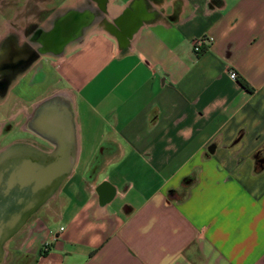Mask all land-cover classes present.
I'll use <instances>...</instances> for the list:
<instances>
[{
  "label": "crops",
  "instance_id": "0c3cea01",
  "mask_svg": "<svg viewBox=\"0 0 264 264\" xmlns=\"http://www.w3.org/2000/svg\"><path fill=\"white\" fill-rule=\"evenodd\" d=\"M31 2L0 0V151L57 95L77 159L0 264H264V0H60L50 13L36 0L22 17ZM38 12L44 42L59 19L80 31L6 80ZM201 36L212 42L195 52Z\"/></svg>",
  "mask_w": 264,
  "mask_h": 264
},
{
  "label": "water",
  "instance_id": "95a60500",
  "mask_svg": "<svg viewBox=\"0 0 264 264\" xmlns=\"http://www.w3.org/2000/svg\"><path fill=\"white\" fill-rule=\"evenodd\" d=\"M49 141V152L25 142L0 151V263L6 243L56 194L75 166L73 109L57 95L49 98Z\"/></svg>",
  "mask_w": 264,
  "mask_h": 264
},
{
  "label": "flooded vegetation",
  "instance_id": "af4514ba",
  "mask_svg": "<svg viewBox=\"0 0 264 264\" xmlns=\"http://www.w3.org/2000/svg\"><path fill=\"white\" fill-rule=\"evenodd\" d=\"M40 15V14H39ZM45 17H42V15L39 16V21L28 23L26 26L22 28V32L24 34L25 39H23L22 45H21V54L22 57L16 61L13 65L7 63L6 69H5V76L4 78L8 80L13 75H16L15 73L18 71H25L33 64V60L38 55L39 51L48 48L49 46H58L62 41H64L69 35L67 32L70 30V32L73 31H80L81 23L79 20H71L64 23L61 19L57 20V26L53 27L51 30H48V34L46 36L47 42H44L45 37L42 34L44 31L42 28H39L36 31V28L39 26L40 20L44 19ZM79 21V22H77ZM72 26V27H71ZM33 32L36 33V35H33ZM32 33V34H31ZM66 33V34H65ZM73 36V35H72ZM49 38H54V40L49 41ZM35 40L39 41V45L34 47L32 44L35 42ZM46 110L43 113L42 107L39 105L37 107H31L29 109V113H24V121L27 122L30 125V130H24L20 128V136L16 142H25L33 145L34 147H37L43 151L49 152L53 149V144L51 141H49V99L47 100ZM46 128V131L45 129ZM26 134V135H25ZM25 135V136H24ZM27 135L32 136L33 138L30 139L27 137ZM54 197V196H53ZM52 197V198H53ZM50 198L42 207H44L49 201L52 200ZM41 207V208H42Z\"/></svg>",
  "mask_w": 264,
  "mask_h": 264
},
{
  "label": "rangeland",
  "instance_id": "374dc122",
  "mask_svg": "<svg viewBox=\"0 0 264 264\" xmlns=\"http://www.w3.org/2000/svg\"><path fill=\"white\" fill-rule=\"evenodd\" d=\"M35 1L36 0H32V2L31 3H29V6H28V8H26V10H25V12H23L22 13V17H28L29 16V14L30 13H34V12H37V6H36V4H35ZM43 1H45V0H43ZM60 4V0H49V13L52 11V9L53 8H55V7H57L58 5ZM18 5H19V3H18ZM42 15V17H44V15H45V13L44 12H38V15ZM39 15V16H40ZM23 20V19H22ZM100 20V19H99ZM97 22H98V20H96ZM95 21V22H96ZM16 26V28H17V25H15ZM17 33V32H16ZM17 37V36H16ZM7 63L8 62H6L5 64H4V66H3V68L4 69H6V65H7ZM12 65V64H11ZM23 121H24V116L23 115H20V117H18V122H20V125H17V127H16V135H15V137H14V140L16 141V140H18V138H19V136H20V128H19V126H21L22 125V123H23ZM10 124H13V123H10ZM19 132V133H18ZM26 135V134H25ZM24 135V136H25ZM27 137L28 138H30V139H32L33 137L32 136H29V135H27ZM4 143V141H2V142H0V144H3ZM49 202H51V201H49Z\"/></svg>",
  "mask_w": 264,
  "mask_h": 264
},
{
  "label": "built area",
  "instance_id": "2783aa9c",
  "mask_svg": "<svg viewBox=\"0 0 264 264\" xmlns=\"http://www.w3.org/2000/svg\"><path fill=\"white\" fill-rule=\"evenodd\" d=\"M212 38L209 36H201L193 40V49L195 52H201L204 44H211ZM231 78L236 79L237 73L234 70L229 71ZM63 229V227H61Z\"/></svg>",
  "mask_w": 264,
  "mask_h": 264
}]
</instances>
